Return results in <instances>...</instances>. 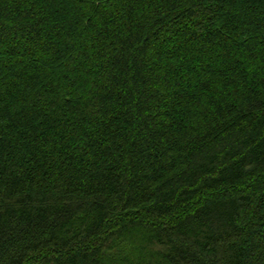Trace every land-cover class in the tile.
Masks as SVG:
<instances>
[{
	"label": "trees",
	"instance_id": "trees-1",
	"mask_svg": "<svg viewBox=\"0 0 264 264\" xmlns=\"http://www.w3.org/2000/svg\"><path fill=\"white\" fill-rule=\"evenodd\" d=\"M0 264H264V0H0Z\"/></svg>",
	"mask_w": 264,
	"mask_h": 264
}]
</instances>
